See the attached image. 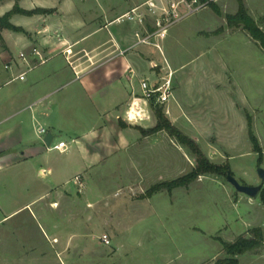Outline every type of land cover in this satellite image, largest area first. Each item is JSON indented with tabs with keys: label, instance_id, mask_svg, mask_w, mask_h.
<instances>
[{
	"label": "crops",
	"instance_id": "obj_1",
	"mask_svg": "<svg viewBox=\"0 0 264 264\" xmlns=\"http://www.w3.org/2000/svg\"><path fill=\"white\" fill-rule=\"evenodd\" d=\"M25 1L19 0V8H37L36 5L25 6ZM145 1L133 0L122 5L102 1L95 10L87 6L88 21L81 19L73 0L58 4L48 2L49 5L38 8L53 10L50 13L10 17L9 22L22 31L0 30V223L23 210L44 220L51 214L70 218L67 230L55 219L45 222L50 231L47 236L53 244L52 257L35 246H23L17 252L0 239V264L86 263L79 258V242L84 235L78 233V226L83 222L79 214H89L88 210L95 206L90 199L93 174L107 180L117 171L121 173L126 162L129 165L132 161L137 181L157 177V166L149 163V167L143 168L142 162H136L130 154V151L138 152L142 145L148 146L159 133L143 136L140 130L154 127L155 122L148 127L125 120L132 88L138 91L140 79L160 77L169 67L173 71V97L162 107L164 114L172 122L178 121L184 132L194 125L191 120L202 119L191 101L178 94L179 81L174 77L178 68L172 69L160 44L176 22L168 27L163 38H151L150 44L139 42L136 33L142 36L147 31H155V24L154 28H149L145 23L130 21L127 27L117 26L121 22L117 18ZM171 1L176 0H163L166 4ZM242 2L248 15L264 31V0ZM215 5L221 15L207 7L204 11L210 12L205 20L212 22L218 17V25L195 26L197 36L244 33L251 38L241 27L234 29L226 24L225 15L237 12L238 0H221ZM9 8L0 2V17ZM21 16L25 25L18 23ZM66 17L75 20L70 22L68 30L62 23ZM79 27H87L86 32L76 34ZM14 49L19 50L16 57ZM151 49L159 52L163 63L150 57ZM39 126L53 136L52 143L54 132L65 134L67 139L60 138L57 142L65 141L68 150H48L44 137L41 139L38 134ZM194 129L193 135H196ZM156 148L157 140L154 150ZM75 176H80L84 184L81 191L74 181ZM35 205H38L36 209ZM30 254L33 259H29Z\"/></svg>",
	"mask_w": 264,
	"mask_h": 264
},
{
	"label": "rangeland",
	"instance_id": "obj_2",
	"mask_svg": "<svg viewBox=\"0 0 264 264\" xmlns=\"http://www.w3.org/2000/svg\"><path fill=\"white\" fill-rule=\"evenodd\" d=\"M64 1L26 0L24 5L38 8L48 2ZM73 1L81 19L88 21L87 6L95 10L102 1L122 5L133 0ZM0 2L10 10L19 0ZM208 12L203 9L176 22L166 40L159 39L172 69L178 68L174 75L179 81L178 94L191 101L202 119L197 120L200 123L191 120L194 125L184 132L178 121L172 122L164 114L179 133L158 131L148 146L142 145L138 152L130 151L143 168L149 167V163L157 166V177L137 181L132 161L129 165L126 162L124 171L121 168V173L117 171L107 180L93 174L90 199L95 206L88 210L89 214H79L83 222L78 233L84 237L79 242L78 253L84 264H215L228 256L223 242H233L240 236L249 238L253 228H264V203L260 195L249 197L240 193L226 179L229 173L241 184L257 186L261 182L258 169H264V51L244 33L197 36L195 26L218 25V17L212 22L205 20ZM23 19L18 18L20 25H25ZM64 21L68 30L70 22L75 20L66 17ZM144 23L154 28V18H146ZM130 24L128 19H123L117 26ZM86 29L79 27L75 32L81 34ZM18 53V49L13 50L15 57ZM150 57L163 63L155 49H151ZM248 118L261 148L260 155L249 139ZM154 122L157 118L153 113L142 126L149 127ZM53 134V144L60 138L67 139L63 133ZM188 139L209 163L222 169L198 174L183 185L172 189L163 186L151 193L154 185L195 173L197 155ZM69 187L74 191L72 184ZM46 218L57 220L65 230L70 227L69 216L51 214ZM47 220L23 210L0 223V239L17 252L23 246H35L52 257ZM103 234L108 236L110 244L103 243ZM29 259H33L31 254ZM238 260L239 264H264V244L240 255Z\"/></svg>",
	"mask_w": 264,
	"mask_h": 264
},
{
	"label": "built area",
	"instance_id": "obj_3",
	"mask_svg": "<svg viewBox=\"0 0 264 264\" xmlns=\"http://www.w3.org/2000/svg\"><path fill=\"white\" fill-rule=\"evenodd\" d=\"M221 0H176L171 1L169 4L163 2V0H146L142 5L131 9L129 12L117 18V20L128 19L129 21H135L138 24H143L146 18H154L156 30L149 32L145 35H139V42L144 44H150L151 38L160 37L163 38L167 32L169 26L177 21L185 19L186 17L199 12L207 7L210 3L217 4ZM145 8V9H142ZM182 8V10H181ZM157 48L158 44L152 43ZM21 57L24 54L21 53ZM155 67L156 65L153 64ZM168 70L164 72L160 77L155 79L142 78L138 82V91L132 88L131 99L125 110V120L132 124H141L151 118V114L156 108L163 107L171 97H173V71L168 67ZM23 78V74L19 75ZM38 134L45 137L48 133L45 127L39 126L37 128ZM48 150H58L59 152H66L68 145L65 141H59L55 144L51 143L46 146ZM75 183L78 186V190L81 191L84 187L80 176H75ZM101 240L104 244H110V240L106 234L101 236Z\"/></svg>",
	"mask_w": 264,
	"mask_h": 264
},
{
	"label": "trees",
	"instance_id": "obj_4",
	"mask_svg": "<svg viewBox=\"0 0 264 264\" xmlns=\"http://www.w3.org/2000/svg\"><path fill=\"white\" fill-rule=\"evenodd\" d=\"M209 7H211L218 15H221L219 9L216 7L214 3H210ZM53 10L48 9H41L36 8L33 10H23L19 8V6L16 4L13 6L11 10L6 12L3 16L0 17V30L1 29H10L13 31H22V28L14 26L9 22L10 17L13 14H24V15H33L38 13H50ZM226 24L229 28L234 27H242L247 31V33L250 35V37L261 47L264 49V31L259 28V26L256 24V22L253 20L252 17H250L247 13V10L242 2V0H238V10L235 14H227L225 15ZM218 31H221L220 29ZM153 113L155 114L157 118V122L154 125V127L144 130L141 128V132L143 135L155 133L158 131L166 130L171 135L175 134V132L178 134L179 131L175 130L170 121L166 118L162 111V107L156 108ZM248 124H249V139L252 143V146L255 150V152L260 155L261 154V148L259 145V142L254 135L253 131L251 130L250 123L251 118H248ZM189 140V139H188ZM189 144L193 147L196 155H197V168L195 173H190L189 175H185L181 178H178L176 180H172L169 182H163L162 184L154 185L151 188V193L155 192L156 190H159L161 187H166L167 189H172L175 186L183 185L187 182H190L193 180L198 174H202L204 172H210V171H220L222 168L216 167L214 164H211L207 161L205 156L200 152L198 147L195 143L191 142L189 140ZM259 195L261 198L262 203H264V190L259 191ZM264 244V228L257 227L253 228L251 231V236L249 238H246L244 236L238 237L233 242H223V249L228 255L226 258L217 261L215 264H239L238 257L242 254H244L247 251H251L255 248H259Z\"/></svg>",
	"mask_w": 264,
	"mask_h": 264
},
{
	"label": "water",
	"instance_id": "obj_5",
	"mask_svg": "<svg viewBox=\"0 0 264 264\" xmlns=\"http://www.w3.org/2000/svg\"><path fill=\"white\" fill-rule=\"evenodd\" d=\"M52 139H53V136L50 133H47L43 141L45 145L48 146L51 143ZM258 174H259L261 182L257 186L241 184L229 173L226 175V179L230 184H232L235 187V189L238 192L244 193L249 197H256L259 194V191L264 183V169L259 168Z\"/></svg>",
	"mask_w": 264,
	"mask_h": 264
}]
</instances>
